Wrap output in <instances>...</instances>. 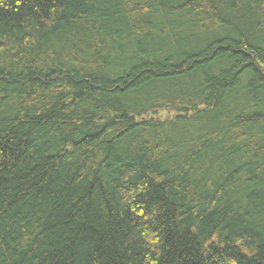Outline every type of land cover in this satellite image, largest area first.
<instances>
[{"label": "trees", "instance_id": "trees-1", "mask_svg": "<svg viewBox=\"0 0 264 264\" xmlns=\"http://www.w3.org/2000/svg\"><path fill=\"white\" fill-rule=\"evenodd\" d=\"M0 264H264V0H0Z\"/></svg>", "mask_w": 264, "mask_h": 264}]
</instances>
